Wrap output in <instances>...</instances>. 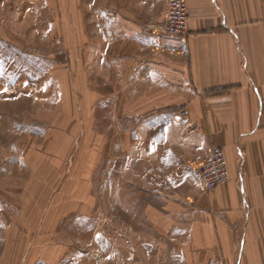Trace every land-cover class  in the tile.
Returning a JSON list of instances; mask_svg holds the SVG:
<instances>
[{"label": "crops", "instance_id": "0c3cea01", "mask_svg": "<svg viewBox=\"0 0 264 264\" xmlns=\"http://www.w3.org/2000/svg\"><path fill=\"white\" fill-rule=\"evenodd\" d=\"M186 3L185 41L161 31L166 0L92 10L109 86L95 96L109 125L80 149L79 169L64 171L75 213L66 218L89 222L93 186L104 190L110 177L113 199L141 209L127 217L141 225L128 229L127 255L143 256L138 264H264V0ZM83 95L88 115L94 96ZM210 147L224 152L229 178L204 192L194 171ZM63 251L43 255L61 264ZM111 255L120 256L114 242Z\"/></svg>", "mask_w": 264, "mask_h": 264}, {"label": "rangeland", "instance_id": "374dc122", "mask_svg": "<svg viewBox=\"0 0 264 264\" xmlns=\"http://www.w3.org/2000/svg\"><path fill=\"white\" fill-rule=\"evenodd\" d=\"M112 1L0 0V264H48L43 253L51 246L63 248L61 264L144 259L127 255L128 229L141 226L127 217L141 209H129L124 195L113 199L110 177L104 190L93 186L97 207L86 211L93 218L85 223L66 218L75 213L70 191L60 186L64 171L79 169L78 153L108 130L107 111L97 109L102 94L95 96L109 86L92 10ZM84 90L94 96L88 115L81 110ZM113 242L120 256L112 257Z\"/></svg>", "mask_w": 264, "mask_h": 264}, {"label": "built area", "instance_id": "2783aa9c", "mask_svg": "<svg viewBox=\"0 0 264 264\" xmlns=\"http://www.w3.org/2000/svg\"><path fill=\"white\" fill-rule=\"evenodd\" d=\"M160 28L168 39L186 40V0H166ZM194 172L199 188L204 192L213 191L229 178L228 163L224 152L217 147L208 148L204 159L195 167Z\"/></svg>", "mask_w": 264, "mask_h": 264}]
</instances>
